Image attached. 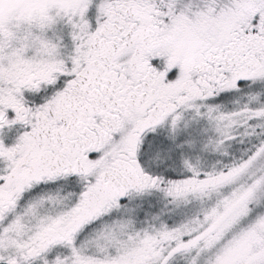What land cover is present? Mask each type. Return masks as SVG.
Instances as JSON below:
<instances>
[{
    "label": "snow or ice",
    "instance_id": "6c2138e0",
    "mask_svg": "<svg viewBox=\"0 0 264 264\" xmlns=\"http://www.w3.org/2000/svg\"><path fill=\"white\" fill-rule=\"evenodd\" d=\"M0 264H264V0H0Z\"/></svg>",
    "mask_w": 264,
    "mask_h": 264
}]
</instances>
